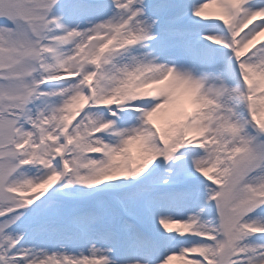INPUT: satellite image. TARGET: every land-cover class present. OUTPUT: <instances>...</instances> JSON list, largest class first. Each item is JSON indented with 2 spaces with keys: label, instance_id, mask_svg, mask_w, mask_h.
I'll return each instance as SVG.
<instances>
[{
  "label": "snow or ice",
  "instance_id": "1",
  "mask_svg": "<svg viewBox=\"0 0 264 264\" xmlns=\"http://www.w3.org/2000/svg\"><path fill=\"white\" fill-rule=\"evenodd\" d=\"M0 264H264V0H0Z\"/></svg>",
  "mask_w": 264,
  "mask_h": 264
}]
</instances>
